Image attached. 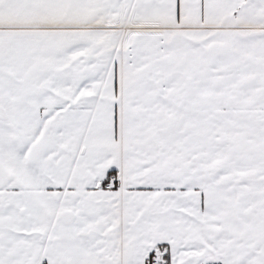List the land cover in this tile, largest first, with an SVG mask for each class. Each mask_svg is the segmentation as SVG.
<instances>
[{
    "label": "snow or ice",
    "instance_id": "obj_1",
    "mask_svg": "<svg viewBox=\"0 0 264 264\" xmlns=\"http://www.w3.org/2000/svg\"><path fill=\"white\" fill-rule=\"evenodd\" d=\"M0 264H264V0H0Z\"/></svg>",
    "mask_w": 264,
    "mask_h": 264
}]
</instances>
